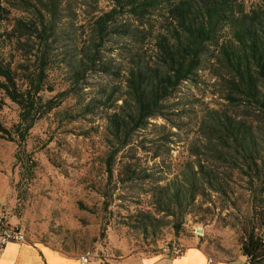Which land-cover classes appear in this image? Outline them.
Returning a JSON list of instances; mask_svg holds the SVG:
<instances>
[{
    "label": "rangeland",
    "instance_id": "374dc122",
    "mask_svg": "<svg viewBox=\"0 0 264 264\" xmlns=\"http://www.w3.org/2000/svg\"><path fill=\"white\" fill-rule=\"evenodd\" d=\"M245 2L249 6L257 0ZM98 6L105 11L111 2L100 0ZM65 8L55 25L53 52L59 62H71L78 36L87 27L86 15L75 3ZM24 14L11 9L9 16ZM115 40L108 36L101 60L117 58L120 42ZM3 44L2 56L11 66L28 64L11 44ZM98 68L85 73L78 96L66 97L34 124L23 147L0 139V216L19 224L27 241L65 254L90 252L102 264L124 254L164 253L163 247L179 245L201 247L216 261H243V228L257 223L264 209V193L258 187L248 190L244 175L225 172L214 161L216 177L224 179L225 191L205 189L182 218L156 211L151 196L156 179L163 183L178 176L188 163H205L202 144L208 114L230 110L209 68L198 71L194 82L181 84L164 101V117L151 119L135 132L133 143L117 156L111 177L104 164L106 115L121 99L103 91L108 83L117 84L119 77ZM69 75L66 64L53 66L48 83L54 89L43 95L50 97L68 88ZM0 104V120L10 126L18 119V107L1 90ZM29 156L32 162L27 161ZM141 218L153 224L145 227V234L139 229ZM178 222L181 227L175 233ZM257 232L264 237L263 228Z\"/></svg>",
    "mask_w": 264,
    "mask_h": 264
},
{
    "label": "trees",
    "instance_id": "16d2710c",
    "mask_svg": "<svg viewBox=\"0 0 264 264\" xmlns=\"http://www.w3.org/2000/svg\"><path fill=\"white\" fill-rule=\"evenodd\" d=\"M99 1L0 0V90L18 107L16 122L6 126L0 120V139L23 147L34 124L66 97L78 96L85 73L99 67L98 71L119 77L117 84L108 83L103 91L121 99L106 115L104 164L111 177L117 156L133 143L135 132L151 119L164 117V101L181 84L194 82L198 71L209 68L230 110L208 114L204 164L188 163L178 176L163 183L155 180L154 207L182 218L205 189L224 192V179L216 177L214 161L225 172L244 175L246 188L255 191L258 187L263 194L264 0L249 6L245 0H110L111 7L105 11ZM72 2L86 15L87 27L78 36L71 62H59L53 52L55 25ZM11 9L25 14L10 17ZM109 35L120 42V50L117 58L104 61L100 53ZM4 42L22 53L28 64L13 67L5 61ZM61 63L70 69L71 84L53 96H44L54 89L48 83V71ZM27 159L32 162L30 156ZM257 219L243 228L240 250L251 264H264V237L257 232L264 229V209ZM146 226L153 224L141 218L142 234ZM180 227L178 222L174 232Z\"/></svg>",
    "mask_w": 264,
    "mask_h": 264
},
{
    "label": "crops",
    "instance_id": "0c3cea01",
    "mask_svg": "<svg viewBox=\"0 0 264 264\" xmlns=\"http://www.w3.org/2000/svg\"><path fill=\"white\" fill-rule=\"evenodd\" d=\"M9 222L13 223L9 220ZM207 255L201 247L187 246L183 253L173 257L164 253L124 254L103 264H206ZM236 261H216L215 264H233ZM0 264H79V255L65 254L43 244L30 241L8 242L0 246ZM89 264H102L93 256Z\"/></svg>",
    "mask_w": 264,
    "mask_h": 264
},
{
    "label": "built area",
    "instance_id": "2783aa9c",
    "mask_svg": "<svg viewBox=\"0 0 264 264\" xmlns=\"http://www.w3.org/2000/svg\"><path fill=\"white\" fill-rule=\"evenodd\" d=\"M27 240L26 233L19 224L11 223L8 220H5L3 216H0V246L5 245L8 242H25ZM183 246H173V247H163L164 252L170 254L173 257L179 256L184 251ZM93 256V253L86 252L79 255V264H89L90 257ZM216 260L207 256L206 264H215ZM233 264H251V262L244 258L241 262H234Z\"/></svg>",
    "mask_w": 264,
    "mask_h": 264
}]
</instances>
